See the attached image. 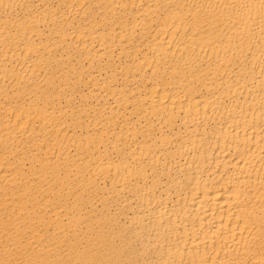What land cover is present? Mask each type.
Returning <instances> with one entry per match:
<instances>
[{
	"label": "bare ground",
	"instance_id": "obj_1",
	"mask_svg": "<svg viewBox=\"0 0 264 264\" xmlns=\"http://www.w3.org/2000/svg\"><path fill=\"white\" fill-rule=\"evenodd\" d=\"M0 264H264V0H0Z\"/></svg>",
	"mask_w": 264,
	"mask_h": 264
}]
</instances>
